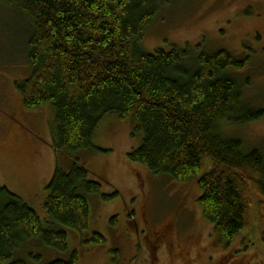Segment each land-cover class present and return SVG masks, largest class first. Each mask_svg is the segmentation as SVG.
Here are the masks:
<instances>
[{
    "label": "trees",
    "instance_id": "trees-1",
    "mask_svg": "<svg viewBox=\"0 0 264 264\" xmlns=\"http://www.w3.org/2000/svg\"><path fill=\"white\" fill-rule=\"evenodd\" d=\"M162 1L4 0L27 25L29 74L16 85L23 106L51 104L54 110L56 167L46 187L44 222L0 187V264H30L40 258L32 253L37 248L46 256L68 253L62 227L83 233L89 197L117 195H102L101 184L76 158L95 148L99 127L111 118L131 121V137L140 139L127 154L130 163L168 180H196L201 215L223 244L245 228L256 201L264 244V156L222 134L225 125L264 115L247 104L236 76L247 59L223 50L195 55L189 47L143 51L146 27ZM61 159L68 160V170ZM204 160L209 170L198 176ZM86 242L105 239L92 233ZM68 255L48 264H78L75 251Z\"/></svg>",
    "mask_w": 264,
    "mask_h": 264
},
{
    "label": "rangeland",
    "instance_id": "rangeland-1",
    "mask_svg": "<svg viewBox=\"0 0 264 264\" xmlns=\"http://www.w3.org/2000/svg\"><path fill=\"white\" fill-rule=\"evenodd\" d=\"M160 8L146 27L143 51L189 47L195 55L223 50L247 59L236 76L247 104L264 111V0H163ZM12 12L0 0V187L20 197L44 222L46 187L56 167L54 110L51 104L37 110L23 106L16 85L29 74L23 51L27 25ZM131 131V121L107 119L93 141L95 148L76 155L91 180L101 184L102 195H117L89 197V224L83 233L62 227L68 253L46 256L37 248L32 253L40 258L30 262L66 260L75 251L78 264H264L256 201L245 228L223 244L201 215L195 179L168 180L127 160L140 143ZM222 131L224 137L239 139L246 151L264 156V115L241 126L225 125ZM68 165L61 159L63 170ZM209 167L204 160L198 176ZM164 229L171 235L150 254L149 240ZM92 233L102 235L105 243H87Z\"/></svg>",
    "mask_w": 264,
    "mask_h": 264
},
{
    "label": "flooded vegetation",
    "instance_id": "flooded-vegetation-1",
    "mask_svg": "<svg viewBox=\"0 0 264 264\" xmlns=\"http://www.w3.org/2000/svg\"><path fill=\"white\" fill-rule=\"evenodd\" d=\"M156 238L155 241H150L148 242V250L150 251L149 253H155L156 252V248L159 246V244L164 243L169 235H171V230L169 229H164L162 232L160 233H155ZM149 254V255H150Z\"/></svg>",
    "mask_w": 264,
    "mask_h": 264
}]
</instances>
